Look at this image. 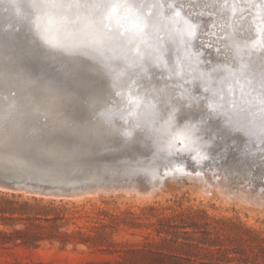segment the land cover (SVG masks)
I'll return each instance as SVG.
<instances>
[{
    "label": "water",
    "instance_id": "water-1",
    "mask_svg": "<svg viewBox=\"0 0 264 264\" xmlns=\"http://www.w3.org/2000/svg\"><path fill=\"white\" fill-rule=\"evenodd\" d=\"M193 1L191 4L196 7ZM7 3L8 0H0V189L40 195H71L103 186L114 188L120 183L148 187L155 178L151 173L153 167L160 173L161 165L176 169L201 167L207 172L209 169L205 165L221 163L223 155L226 160L223 166L229 169L238 168L233 165L237 162L249 171L253 163L254 168L264 175V143L257 135L247 137L233 133L231 143L229 139L220 144L209 142V147L203 150L209 159H200L199 156L193 159L196 156L192 151L195 138L174 134L168 120L161 118L166 109L159 103L162 99L169 104L174 101L191 103L190 97L200 95L209 97L211 102L214 92L226 88L227 84L221 81L233 78V58L245 51L237 50L233 42L238 40L243 29L264 13V0H235L239 7L225 8L229 25L222 31L231 52L226 59L209 55L208 49L215 51L212 45L204 44L206 49L202 48L208 40L201 36L197 21H194L195 35L189 37L185 34L182 21L189 17H185L183 11L174 19L167 15L161 17V27L150 38V46H145L136 64L128 61L126 70L114 69L111 54L105 55L100 67L92 73L103 84V91L92 94L67 86L68 82L79 77V57L68 58L53 53L41 59H22V70L10 67L14 57L5 49V34L8 33L11 40L18 34L12 30V25L19 34H23L25 28L10 10L6 11ZM246 9L248 19L243 14ZM238 14L242 24L236 17ZM248 54L251 55L250 49ZM238 57L239 60L243 57L244 62L249 59ZM205 88L209 91L205 92ZM117 92L121 95H115ZM130 94L138 102L131 115L127 103ZM236 98L239 104L238 90ZM198 104L192 108H180L174 123L190 116ZM106 113L110 114V120L105 119ZM222 114L234 122H243L249 129L256 128L258 117L251 113L241 114L225 104ZM124 132L132 133L129 140L139 137L140 142L131 147L146 157V161L143 158H136L133 162L97 161L93 155H88L89 146L101 149L105 144H122ZM53 135L63 137L64 142L50 143L46 138ZM252 153L256 157L251 158Z\"/></svg>",
    "mask_w": 264,
    "mask_h": 264
},
{
    "label": "rangeland",
    "instance_id": "rangeland-1",
    "mask_svg": "<svg viewBox=\"0 0 264 264\" xmlns=\"http://www.w3.org/2000/svg\"><path fill=\"white\" fill-rule=\"evenodd\" d=\"M258 177L257 192L234 191L248 201L227 195L226 184L208 191L206 179L187 176L150 196L125 193L140 188L127 183L71 195L0 189L15 200L0 202L9 209L0 210V241L18 237L0 244V264H264Z\"/></svg>",
    "mask_w": 264,
    "mask_h": 264
},
{
    "label": "snow or ice",
    "instance_id": "snow-or-ice-1",
    "mask_svg": "<svg viewBox=\"0 0 264 264\" xmlns=\"http://www.w3.org/2000/svg\"><path fill=\"white\" fill-rule=\"evenodd\" d=\"M186 3H191V0H185V3L178 0H8L6 11L10 10L25 28L23 34H19L16 26L12 25V30L18 34L11 40L9 34H5V49L11 51L14 57L10 67L22 70V59H41L53 53L68 58L79 57V77L68 82L67 86L76 87L84 94L100 93L104 86L92 73L100 67L105 55L111 54L114 69L126 70L128 61L136 64L145 46H150V38L161 27V17L167 15L174 19L183 11L185 17H189L182 21L185 34L189 37L195 35L194 18L190 12L184 11ZM192 6L195 7L194 4ZM219 6L239 7L235 0L233 3L223 0ZM252 7L255 8L256 4L253 3ZM233 43L237 50L244 49L246 54L250 49L251 55L247 62H244L243 57L239 61L233 58V78L221 81L227 87L214 92L211 102L207 96L200 97L202 103L199 104L195 97L191 103L183 104L179 101L172 104L163 99L159 101L166 109L161 118L168 120L172 132L178 136L195 138L192 151L196 156L193 159L197 156L209 159L203 152L209 147V142L220 144L231 138L233 133L247 137L255 134L264 143V13L243 29L238 34V40ZM257 48L260 49L259 61L252 59ZM92 60L96 61L95 64L91 63ZM204 91L208 92L209 89L205 88ZM115 95L121 94L117 92ZM127 103L128 114L131 115L138 107V102L130 94ZM197 104L195 112L174 123L180 108H192ZM225 104L241 114L257 116L258 127L249 129L243 122L229 120L222 114ZM105 119L110 120V114L106 113ZM122 136L125 150L140 142L139 137L128 139L132 136L131 132H124ZM46 139L50 143L64 142L63 137L55 135ZM178 142L184 144L183 140Z\"/></svg>",
    "mask_w": 264,
    "mask_h": 264
},
{
    "label": "bare ground",
    "instance_id": "bare-ground-1",
    "mask_svg": "<svg viewBox=\"0 0 264 264\" xmlns=\"http://www.w3.org/2000/svg\"><path fill=\"white\" fill-rule=\"evenodd\" d=\"M178 1H180L181 3H185V0H178ZM169 2H171V0H169ZM193 2H195L196 7H193L191 3H186L185 8H186V11L190 12L191 14L193 13L192 18L194 17V21H197L198 23H200L201 36L204 37L206 40H208V41H205L202 44V46H205L204 44H207L210 46L212 45L213 48H215V51L212 52L211 49H208V54L209 55L211 54L212 56L214 55L215 58L226 59L231 54V52H230V47H229L230 45L228 44L227 39L223 38V35L225 34V32H223L222 30L223 29L226 30V27H227L226 25H229L225 19V17H226L225 8H222L219 6L220 3L223 2V0H194ZM202 5H206V6H202ZM213 5H216V6H213ZM241 6L243 7L244 5H241ZM247 11H248L247 9L243 11V14L245 15L246 19H248V17H249L247 15V13H249V11L248 12ZM236 17H237V19H240L239 23L242 24L240 15L239 14L236 15ZM197 46H199V45L197 44ZM202 48L206 49V46L202 47ZM256 52H258V53H256V55L254 57H252V59H254L255 61H259L260 49L257 48ZM209 55H207V56H209ZM224 55L226 56L225 58H224ZM235 55H236V56H234L235 58H237L239 55L245 56L247 58L249 57V54L248 53L246 54L245 51H240L239 55H237V54H235ZM237 61H239V57L237 58ZM202 96H204V95H200V97H202ZM200 97H195V98H197L198 103H202V101L199 100ZM193 98L194 97H190L189 102H191ZM234 113L236 115L238 114L237 112H234ZM258 123H259V121H257L255 124L256 128L258 127ZM113 126H117V125L115 123H113ZM162 127L166 130V127H164L163 125H162ZM98 133L103 135L102 132H100V131ZM237 135L238 134H235V136H237ZM174 139H176V138L174 137ZM232 140H233V138H229L228 141L231 143ZM189 143L191 144V142H188V144ZM122 144L121 143H118V144L116 143L114 145L113 144H105L104 146L101 147V149L90 148V146H89L88 147V150H89L88 155H90V156L93 155V157L97 161L110 160L111 162H128V161L133 162L136 160V158H143L144 161L147 160V158L144 157L143 155H141L140 152L136 153L137 150L134 151V148H132V147L125 150V148L122 146ZM232 149H234V146ZM219 152H221V151H219ZM117 153L119 155H115ZM222 153L223 152H221L220 154H222ZM133 154H135V155H133ZM254 156L256 157V154L252 153L251 158H253ZM221 159H222L221 163L217 161V163L212 162V163L205 165L209 169V171H207V172L205 171V169H200L201 167H198V169L197 168L195 169V168H190L188 166L186 168L180 167V168L176 169L175 167L170 166V165L169 166L161 165V168H160L161 173H160L159 171H157L158 169H155V167H153L151 173H152L153 177H155V178L152 181H150L149 185H147L148 187H146L145 184H142L143 187L138 188L139 190H137V188H129V190H126L124 192L127 194L136 193V194H140V195H144V196H150V195H153L155 193V191H159V190L162 191V189H163L162 187L166 183L167 179L168 180H175V179H177V177H181V176H187L188 178H190V180L194 179L195 181H204L206 179L207 180L206 188L208 191L209 190L211 191L212 188L214 187V185L215 186H217L218 184L221 185V183L224 185L226 184V185H228V188L230 186V188L233 189V190H231V192L230 191L226 192L227 195L229 194V196H232L233 198L237 197V198H240L242 200H247V198L245 197L244 194L242 195L240 193H235L238 189L239 190L242 189L246 193H250L251 191H253V192L258 191L255 188L254 184H257V183L262 184V182H257L258 179L256 180L255 178H257V176L261 175V178L258 177L261 180L262 178H264V175L260 172L261 170L254 168L255 164H253V163L251 164L252 168L249 167V171L246 170L245 167H244L245 170L244 169L239 170V168H241V166H243V165H241L242 163H240V166H238V168H236L238 170L231 169V168L229 169V168L223 166L226 163L224 155L222 156ZM233 163H235V162H233ZM210 164H213V165H210ZM227 164H229V163H227ZM235 164L239 165V163H235ZM147 168H149V167H147ZM203 171H205V172H203ZM238 172L243 174V175L242 176H241V174L239 175ZM237 173L239 176L234 175ZM245 176H248V178ZM206 180H205V182H206ZM198 183H200V182H198ZM202 184H203V182H202ZM220 185H219V187H221ZM262 188H264V187L262 186ZM259 194H260V196H264V191H260ZM248 198H250V197H248ZM257 198L261 199L262 197H257ZM230 199H232V198H230ZM257 201H259V200H257Z\"/></svg>",
    "mask_w": 264,
    "mask_h": 264
},
{
    "label": "trees",
    "instance_id": "trees-1",
    "mask_svg": "<svg viewBox=\"0 0 264 264\" xmlns=\"http://www.w3.org/2000/svg\"><path fill=\"white\" fill-rule=\"evenodd\" d=\"M7 193H4V192H0V202H15V200L13 199V197H9L6 195ZM25 204H28V201H25L24 202ZM2 212L6 213V212H9V209H6V208H2L0 209ZM18 237H15L14 234H5L3 239H1L0 241V244L2 247H5V245L8 243V242H11V241H14L17 239ZM117 264H125L123 262H116ZM107 264H112L109 262H107ZM205 264V263H204ZM211 264H214V263H211ZM215 264H220V262H217Z\"/></svg>",
    "mask_w": 264,
    "mask_h": 264
}]
</instances>
